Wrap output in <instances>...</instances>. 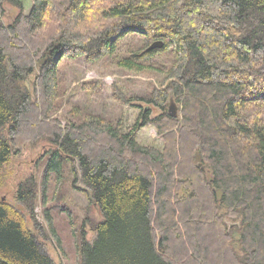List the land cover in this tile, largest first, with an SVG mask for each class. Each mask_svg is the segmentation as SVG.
<instances>
[{"label":"trees","instance_id":"1","mask_svg":"<svg viewBox=\"0 0 264 264\" xmlns=\"http://www.w3.org/2000/svg\"><path fill=\"white\" fill-rule=\"evenodd\" d=\"M4 1L0 169L25 140H46L54 147L44 193L50 175L61 181L78 161L102 219L92 242L81 238L77 263L264 264V0H30L27 15L8 0L19 9L8 25ZM127 36L140 50L117 65L161 76V88L139 99L161 114L142 110L127 132L91 113L64 127L51 120L61 61L95 63ZM161 55L169 66L149 64ZM170 98L181 120L168 115ZM146 126L162 150L137 143ZM37 187L31 176L16 188L24 212L0 200V264L54 263L25 220L34 218Z\"/></svg>","mask_w":264,"mask_h":264},{"label":"rangeland","instance_id":"2","mask_svg":"<svg viewBox=\"0 0 264 264\" xmlns=\"http://www.w3.org/2000/svg\"><path fill=\"white\" fill-rule=\"evenodd\" d=\"M18 1L22 3L23 13L27 15L32 7L31 1ZM2 10L4 13L1 22L5 25L10 24L19 13V9L8 0L4 1ZM138 41L136 36L123 38L116 44L113 55L95 63L84 59L61 61L58 68V101L50 119L59 121L64 127L66 121L79 122L84 115L91 113L113 125L121 122L124 132H127L142 110H150V117L153 119L159 116L161 111L158 108L139 99L149 96L154 88H161V76L152 71L133 73L120 69L117 65L118 60L140 50ZM170 63L168 55L157 56L149 61L153 67L162 64L169 66ZM35 75H30L25 82L30 93L34 88ZM177 113V118L181 120L180 105H177ZM137 143L158 150L164 147L153 126L142 128L137 136ZM53 147L43 139L32 142L25 140L20 151L14 153L0 169V200L9 202L24 212L23 206L15 202L16 188L22 181L34 177L38 185L36 207L33 220L29 216L25 218L27 227L35 233L43 252L50 256L53 264H78L77 249L81 238L92 242L95 238V223L102 217L93 202L92 191L81 181V169L76 160L66 165L61 181L50 175L46 191L42 193L44 161L47 159L46 153ZM45 214L52 220V226L61 242L60 248L47 226Z\"/></svg>","mask_w":264,"mask_h":264},{"label":"water","instance_id":"3","mask_svg":"<svg viewBox=\"0 0 264 264\" xmlns=\"http://www.w3.org/2000/svg\"><path fill=\"white\" fill-rule=\"evenodd\" d=\"M160 46H161V43L156 42V43H153L150 48H155V47H160ZM43 63H44V60L41 61V64H43ZM168 105H169V107H168V115L170 116V118L176 119L178 117L177 105H175V102H174V100L172 98H170ZM194 156H195V162L200 166L201 162H202V157L200 155V152H197ZM222 192H223L222 190L221 191L220 190H215L214 193H215L216 198L218 200H220L222 198V196H223ZM236 239H239V237H236Z\"/></svg>","mask_w":264,"mask_h":264}]
</instances>
